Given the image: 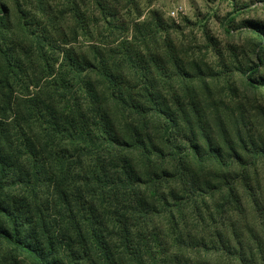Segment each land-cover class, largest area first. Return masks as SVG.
Masks as SVG:
<instances>
[{
    "label": "trees",
    "instance_id": "16d2710c",
    "mask_svg": "<svg viewBox=\"0 0 264 264\" xmlns=\"http://www.w3.org/2000/svg\"><path fill=\"white\" fill-rule=\"evenodd\" d=\"M50 1L0 0V264H264V136L236 96L155 13L121 20L133 0Z\"/></svg>",
    "mask_w": 264,
    "mask_h": 264
},
{
    "label": "rangeland",
    "instance_id": "374dc122",
    "mask_svg": "<svg viewBox=\"0 0 264 264\" xmlns=\"http://www.w3.org/2000/svg\"><path fill=\"white\" fill-rule=\"evenodd\" d=\"M14 1L21 8H29L34 3V0H8L7 3L14 7ZM51 1L60 7L62 0ZM80 2L88 13L98 15L95 0ZM117 2V5L125 4L121 0ZM178 4L183 5V13L173 17L169 12ZM119 12L126 24L136 19L138 12L139 21L150 20L152 12L160 17L165 31L159 32V36L167 35L187 60L206 63L205 74L213 78H208L211 87L220 94L232 92L237 105L247 110L246 120L264 136V120L258 109H264V39L260 40L258 35L261 32L264 38V0H133ZM100 39L97 35L80 36L75 45L86 46ZM249 77L260 84L253 82L256 87H252ZM204 257L213 264H237L222 262L214 252H207Z\"/></svg>",
    "mask_w": 264,
    "mask_h": 264
},
{
    "label": "built area",
    "instance_id": "2783aa9c",
    "mask_svg": "<svg viewBox=\"0 0 264 264\" xmlns=\"http://www.w3.org/2000/svg\"><path fill=\"white\" fill-rule=\"evenodd\" d=\"M183 5L182 4H178L177 6H175L174 9H172L169 13L171 16H176L178 13H183Z\"/></svg>",
    "mask_w": 264,
    "mask_h": 264
}]
</instances>
